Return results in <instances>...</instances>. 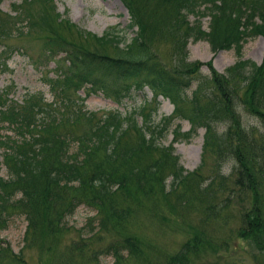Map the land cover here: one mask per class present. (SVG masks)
Listing matches in <instances>:
<instances>
[{"label": "trees", "instance_id": "obj_1", "mask_svg": "<svg viewBox=\"0 0 264 264\" xmlns=\"http://www.w3.org/2000/svg\"><path fill=\"white\" fill-rule=\"evenodd\" d=\"M120 1L133 17V22L126 27L131 29L134 24L140 27V18L136 19L129 1ZM160 1L171 11L166 34L170 31L174 41L181 39L184 46L187 42L205 41L211 52L233 49L237 59L221 73L210 69L207 80L192 78L190 74L194 71L185 70L189 78L186 81L179 77L180 72L162 66L147 53L142 33L133 35L119 48L123 38L114 30H106L97 37L75 28L83 40L88 36L100 46L112 47L114 56L92 52L80 45L74 49L63 48V42L47 37L43 45L49 58L64 54L54 63L53 75L47 78L50 98L44 99L34 92L25 94L17 102L8 99L6 91L0 93V131L9 132H0V164L5 172L0 175V226L16 212L24 217L25 237L36 230L44 233L43 224L38 226L37 222L50 224V218L55 215L64 220L75 202H80L72 193L73 186L77 185V188L85 187L90 203L95 209H101V226L106 227L108 219L114 227L124 221L132 209L129 204L113 202L115 191L136 202L138 195L152 194L156 187L164 190L165 171L170 177L168 194L197 177L198 170L183 173L182 166L172 156L171 143L164 146L158 142L174 119L161 116L154 122L158 97L167 98L173 105V116L188 122L187 131L181 134L184 139H189L198 128L203 129L204 152L211 148L217 150L218 140L224 134H231V127L245 132L236 103L243 104L249 113L264 121V110L259 109L264 108V0ZM32 2L20 0L12 6L15 18L24 22V29L29 31L40 26L50 31L53 23L50 13L56 16V24L71 26L54 13L53 0L41 1L42 7L36 16L26 9L29 6H24ZM8 17L13 23V17ZM203 17H208L206 30L201 28ZM21 30L19 28V32ZM5 34L0 27V37ZM256 36L263 38L259 64L241 58L243 44ZM185 55L184 48L182 56ZM59 60L63 61L62 65ZM189 80L193 81V86L186 99L184 92L192 85ZM144 88L150 92V98L142 99L130 109L94 111L83 106L85 98L98 92L119 106L133 92ZM218 124L225 126L220 135L216 133ZM177 128L178 125L172 131L173 141ZM227 146L233 151L236 149L230 140ZM255 149L264 151V142ZM150 152H155L156 157L145 158ZM245 159L237 158L241 163ZM209 187L208 184L203 191L207 192ZM250 197L252 202L242 212L237 235L262 252L264 214L256 186H252ZM209 245L205 234L192 230L183 243L184 251L169 256L165 264H184L186 253H196ZM106 248L113 252L116 262L122 258L120 251L126 249L137 261L144 262L146 258L138 238L129 234L123 235L118 246L110 243Z\"/></svg>", "mask_w": 264, "mask_h": 264}, {"label": "rangeland", "instance_id": "obj_2", "mask_svg": "<svg viewBox=\"0 0 264 264\" xmlns=\"http://www.w3.org/2000/svg\"><path fill=\"white\" fill-rule=\"evenodd\" d=\"M32 1L24 6H29L26 9L36 16L43 0ZM128 1L136 19L140 18V27L136 24L131 29L126 27L133 22V17L120 0H53L54 13L62 21H69L71 26L56 24V16L50 13L53 23L47 32L40 26L29 31L22 27L24 22L15 18L12 9L20 0H0V27L6 33L0 37V93L6 91L7 98L17 102L25 94L34 92L41 94L44 99L50 98L47 78L53 75L54 63L64 54L56 55L55 60L49 58L43 45L47 37L63 42V48L74 49L80 45L92 52L115 55L112 47L100 46L88 36L83 40L75 28L97 37L106 30H114L123 38L119 48L133 35L142 33L147 53L162 66L180 72L179 77L186 81L189 78L185 70L194 71L190 74L192 78L207 80L210 69L221 73L237 59L233 49L211 52L205 41L187 42L185 46L181 39L174 41L170 31L166 34V23L172 16L171 11L160 0ZM8 16L13 17V23ZM207 21L208 17L201 19L202 29L206 30ZM19 28L22 32H19ZM184 48L185 57L182 56ZM262 52L263 39L256 36L243 44L241 58L259 64ZM62 64L63 61L59 62V65ZM188 82L192 85L184 92L186 99L193 86L192 80ZM144 98H150L146 88L133 92L129 99L117 106L98 92L85 98L83 106L94 111L130 109ZM158 101L154 122L161 116L174 117L158 142L164 146L172 144V156L182 166L183 173L198 170V176L194 178L196 181L187 180L168 194L170 177L165 171L164 190L156 187L152 194L138 195L136 202L115 191L113 202L129 204L132 209L130 215L114 227L107 219L108 224L104 228L100 222L101 209H95L90 203L85 187L77 188L74 185L72 193L80 202H75L72 212L65 215L64 220L55 215L50 218V224L41 220V223L37 222L38 226L43 224L44 233L36 230L25 237L23 215L16 212L10 214L4 225L0 226V264H165L169 256L184 251L183 243L190 237L192 230L205 234L211 245L201 247L196 253H186L184 264H264V251H258L237 235L242 224V212L252 202V186L257 188V198L260 199L264 214V151L255 149L264 142V121L249 113L243 104L236 103L245 132L231 127V134L218 138L217 150L211 148L209 152H204L203 129L198 128L189 139H184L181 134L187 131L188 122L173 116V105L167 98L158 97ZM259 109L264 110L262 106ZM176 125L178 133L173 141L172 131ZM251 128L253 132H250ZM216 131L217 135L222 134L225 126L216 125ZM0 132L9 133L5 130ZM229 140L236 146L235 151L230 149V145L228 148ZM148 155L156 157L157 154L150 152L145 158ZM241 157L247 159L241 163L237 160ZM170 169L168 167V171ZM0 175H5L1 164ZM208 184L209 190L204 192L203 188ZM63 223L65 227H62ZM125 234L138 238L139 246L147 258H143L144 262L137 261V257L130 255L127 249L120 251L122 258L116 262L113 252L106 248L110 243L118 246Z\"/></svg>", "mask_w": 264, "mask_h": 264}]
</instances>
